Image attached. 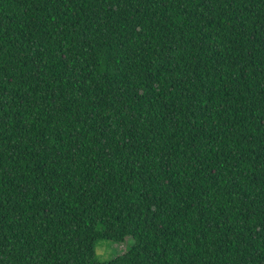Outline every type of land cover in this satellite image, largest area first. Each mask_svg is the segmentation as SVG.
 Returning <instances> with one entry per match:
<instances>
[{
	"label": "trees",
	"instance_id": "1",
	"mask_svg": "<svg viewBox=\"0 0 264 264\" xmlns=\"http://www.w3.org/2000/svg\"><path fill=\"white\" fill-rule=\"evenodd\" d=\"M0 264H264V0H0Z\"/></svg>",
	"mask_w": 264,
	"mask_h": 264
},
{
	"label": "rangeland",
	"instance_id": "2",
	"mask_svg": "<svg viewBox=\"0 0 264 264\" xmlns=\"http://www.w3.org/2000/svg\"><path fill=\"white\" fill-rule=\"evenodd\" d=\"M124 241L125 242L121 244L113 243L111 241L106 240L100 241L97 249L98 255L101 256V258L103 259H110L125 251L127 246L130 245L131 247L132 243L134 242L132 237H128Z\"/></svg>",
	"mask_w": 264,
	"mask_h": 264
}]
</instances>
